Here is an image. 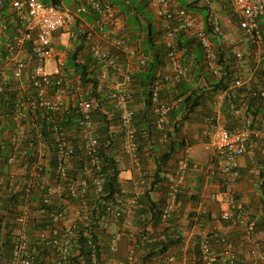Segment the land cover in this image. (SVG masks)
<instances>
[{"label":"built area","instance_id":"1","mask_svg":"<svg viewBox=\"0 0 264 264\" xmlns=\"http://www.w3.org/2000/svg\"><path fill=\"white\" fill-rule=\"evenodd\" d=\"M146 1L153 6L159 20L162 30L161 41L170 49L168 53L170 74L160 73L151 87L157 126L161 129L170 111L181 101L161 100L162 85L184 79L188 77L190 71L181 61L180 51L175 48L177 36L182 34L189 36L199 44L208 72L214 79L219 80L224 76V66L220 62L218 45L212 36L221 38L224 30L219 19L210 15L208 19L212 34H209L192 10L177 5L174 0ZM228 1L239 20V27L253 43L254 50L248 54L238 50L232 51L239 68L229 87L217 95V101L223 103L226 101L233 113L240 114L242 110L237 104L239 90L249 83L245 76L248 72L246 67L252 63L248 73L254 78L259 70L264 71V39L259 27V18L264 16V0ZM89 8L97 14L95 24L103 32V37L109 38L104 31L106 27H111V30L122 29L116 7L111 2L81 0L77 13L87 12ZM75 18L76 12L71 9L44 0H0V198L16 189L22 191L23 198L16 218L20 226L9 264H37L34 248L29 242V226L34 217L46 213L45 209L35 210L37 195L40 196L39 200L43 205L63 202L64 209L50 212L53 221L65 222L63 238L59 242L54 239L53 243L60 249L61 256L57 264H73L70 256H75L77 250L71 253L73 241L70 237L74 235L75 225L68 214L71 211L76 218L83 216L85 221H90L92 208L86 201L82 202L80 210L72 207L69 201H64L62 199L64 181L68 178L73 179L74 184L70 189L72 196L86 193V176L92 177L97 193L103 190L102 158L97 153L94 112L104 110L101 104L104 98L100 94L101 82L111 75L121 79L109 100L119 115L124 133L123 149L130 156L134 168L140 173L142 171L138 157L139 145L136 141L135 112L130 106L134 77L131 68H124L120 64V55H128L136 60L140 67H144L148 59L139 49L131 46L123 35L114 38L112 42L117 49L116 54H111L101 43L94 41L90 51L100 68V75L97 78L99 86L97 90L93 89L92 84L87 88H83L86 85L73 88L72 80L66 75L64 61L57 63L53 74L48 73L45 66L46 62L56 55L53 45L54 34L67 29ZM94 92L99 96H94ZM251 96L264 99V83L253 90ZM70 114H79L80 117V135L77 138L88 156V165L83 171L85 177L82 175L69 177L75 161L73 153L76 147L72 137L74 129L64 126ZM214 119L211 118L210 121L213 122ZM213 127L211 142L214 156L213 168L209 175L218 176L222 185L226 187V191L223 192L225 207L221 218L225 221H237L244 230V238L250 246L251 263L264 264V252L257 246L254 238L257 219L252 218V213L245 210L242 203L235 201L233 190L241 177L239 159L248 153L251 143L264 147V131L260 130V121L258 124L251 115L243 118L241 126L232 131L219 123H215ZM48 131L51 136L47 135ZM50 143L57 148L55 166L50 163L52 154ZM27 163L29 165H26ZM188 173L189 158L183 156L177 160L167 182L165 200L161 208V223L156 228L150 221L151 217L143 215V220L147 224V229L141 231L144 242H161L167 240V237L174 236V231L166 229L170 228V221L179 206V194ZM144 194L142 182L132 196L121 195L113 204H106V212L101 216V228L107 229L106 231L112 224L124 219L123 224L115 225L117 231L111 242L113 251L117 250L125 235L133 241L127 252V261L118 264L142 262L135 253L138 227L135 225V230H129L134 226L133 219L139 213L140 201ZM39 235L43 238L48 237L46 231L39 232ZM86 237L89 239V246L94 247L91 235L87 233ZM216 245L221 247L224 264H238L234 242L215 233L199 238L198 256L201 264L218 263L220 256L215 251ZM92 260L95 264L94 255ZM153 261V264H173L174 257L168 250L158 253Z\"/></svg>","mask_w":264,"mask_h":264},{"label":"crops","instance_id":"2","mask_svg":"<svg viewBox=\"0 0 264 264\" xmlns=\"http://www.w3.org/2000/svg\"><path fill=\"white\" fill-rule=\"evenodd\" d=\"M44 1L53 3L54 0ZM57 1L59 5L76 12V18L70 26L67 29L56 32L53 36V45L56 53L54 58L56 63L64 61L66 75L72 80L73 88L85 86L82 84L80 76L76 73V69L68 65L73 57L81 64V67L84 65L88 66L89 77L98 78L100 75L98 63L90 51L92 42H99L111 54H116L117 49L112 42L114 38L123 35L131 46L139 49L147 57L148 62L152 52L162 43L159 20L153 6L149 2L146 5L144 0H95L111 2L115 5L118 12L122 29L111 30V27H106L104 31L109 37L107 39V37L102 36L103 32L96 26L97 14L91 8L87 12L77 13L81 0ZM174 2L186 8L188 5L193 4V7L188 8L196 14V17L205 28L210 15L219 19L224 35L221 38L215 39L214 37L212 39L219 45L221 52L228 53L238 50L248 54L254 50L253 43L239 27V20L230 7L228 0H174ZM260 23L264 32V16L261 18ZM188 39H191V37L187 36L185 40L184 38L182 39L183 43L188 44V48H185V56H183L184 53L181 51L179 56L191 72H198L201 63L203 64L204 61L203 50L196 42L189 43ZM120 64L124 68H131L133 77L138 80L143 67H140L136 60H133L128 55L121 54ZM251 65L252 63H249L248 67H246L248 72L251 69ZM248 72L245 74L249 79V87L253 83L258 82V80ZM159 73L170 74L168 59L159 69ZM204 73L208 74L206 70ZM201 80L203 81L204 77ZM119 81H121L119 77L116 78L111 75L107 80L101 82L100 94L104 97L107 103L106 106L113 107L109 99H111L110 96L115 91ZM259 84L261 83L259 82ZM88 86L89 84L83 88ZM132 91V103L136 111H138L143 107V88L139 80L134 82V78ZM212 104L206 107H196L190 115L185 112L184 108L175 107L179 111H177L176 118L169 117L167 120L166 135L171 134V138L163 134L156 136L160 138L156 140L160 142L161 146L159 153L165 150L166 145L174 139L179 142L182 140L185 143V145L176 150L172 161L166 168L168 172L173 171L176 161L183 156H187L190 162V171L182 188V197L170 223V231H178L176 233H179L181 237V242L169 249L170 254L174 257L173 264H196L195 260L199 258V238L202 235H211L213 233L234 242L238 254V264H251L250 246L243 241L245 240L244 231L237 224H226L220 220L221 211L225 207L224 191L221 189L220 178L209 175L213 168L214 149L211 142V132L214 129V124L219 123L228 129H236L241 119L243 120L244 110L240 114H235L238 117L233 116L226 111L227 107L223 102L217 101V96L214 104ZM240 117L242 118L240 119ZM211 118H216L213 121L214 124L211 123ZM259 121L264 123L262 118ZM259 121H257L258 124ZM175 125L177 130L174 129ZM113 129L115 128L113 127ZM260 130L264 131L263 124L260 126ZM262 148L260 144L251 143L248 153L239 159L242 178L236 183L233 190L239 199L246 204L249 211L260 218L261 225H263L259 227L254 238L257 246L264 248V176L261 177L260 175V170L264 167V149ZM118 160L121 169V187L123 191L130 194L137 188V181L140 179L141 173L134 168L133 162L128 155L120 153ZM155 167L153 155L147 152L146 169L151 171H148V173H152ZM163 195L164 188H159L153 193L154 201L158 202ZM135 229L136 227L134 226L130 228V230ZM129 242L133 243L131 239L125 237L123 242L120 243V251L123 250L121 255L129 251ZM215 251L220 256L217 264H224L221 247L216 245ZM119 262H123V260H108L105 263L118 264Z\"/></svg>","mask_w":264,"mask_h":264},{"label":"trees","instance_id":"3","mask_svg":"<svg viewBox=\"0 0 264 264\" xmlns=\"http://www.w3.org/2000/svg\"><path fill=\"white\" fill-rule=\"evenodd\" d=\"M53 3L59 5L57 0H54ZM144 4L148 5V1L144 0ZM188 7H193V4L188 5ZM188 7L187 9H189ZM261 18H259V27H260V33L264 39V32L262 31L261 23H260ZM206 30L209 32V34H212L209 21H207ZM160 33L162 34V30L160 31ZM183 38L185 40L187 36L183 34L177 36L175 42L176 43L175 48L176 50L184 53L183 56H185L186 53L185 48H188L187 47L188 44L183 43L182 40ZM212 38H214V36H212ZM187 41L189 43L195 42L193 38L188 39ZM169 51L170 49L165 44L162 43L158 47H156V50L152 52L149 62H147V64L143 67V70L141 71L138 77L139 83L143 88L142 109L136 111L132 103L133 95L130 101V106L135 112L134 123L137 128L136 141L138 142L139 145L138 157L142 168L140 179L137 181L139 184H137V188L135 189V191L130 194H127L125 191H123L120 182L121 169L119 166L118 155L120 153L126 155L128 154L123 149L124 133L121 128L119 115L118 113H116L114 107L106 106L107 103L104 98L101 101L104 110L94 112V121L96 124L94 128H95V135L98 141L97 153L102 158L101 173L104 177L103 190L100 193H97L92 182V177L88 178L86 176L87 191L84 195L72 196L70 189L74 183L72 182L73 179H69V178L64 181V191L62 194V199L64 201L66 200L69 201V204H71L72 207L78 210L81 209V204L83 201H86L87 205H89L92 208L90 214L91 217L90 221H85L83 219V216H79L73 222V224L75 225L74 227L75 229L73 231L74 235L70 237L71 241H73L71 253L73 254L74 251L76 252L77 250L75 256H70V261L73 264H94L92 260L93 255L96 257L95 264H104L105 262H108L109 259H113V257H116L115 255L117 254H118L117 255L118 259L122 260L123 256L121 255L122 256L121 257L120 253L117 252H119L120 243L123 242L124 238L127 236L125 235L123 239L120 241L116 251H113L111 249V242L114 234L117 231L115 225L123 224L124 219H120L119 222H115V224L111 223L112 224L111 228L108 231H106L107 229L101 228V216L103 215V213L106 212V207H107L106 204H110V205L113 204L116 201L117 197L121 195L132 196L142 185V182H143L145 194L142 196V199L140 201L141 208L139 210V213L133 219L134 226L136 225L139 230V231L137 230L136 232L138 244L135 253L138 256V259L142 261L140 262V264L142 263L147 264L148 261L154 258L158 253H164L168 251L171 247L181 242V237L179 236L180 234L176 233L177 232L176 230H173L174 236L172 238L167 237V240L161 242H154V243L144 242L142 240L143 236L141 232V231H145L144 229H147L146 228L147 224L146 221L143 220V215L147 217L150 216L151 217L150 221L153 223V226L156 228L161 223V208L165 200V193L167 191V182L169 180V176L173 172V171L168 172L166 168L169 166L170 162L172 161L176 150L179 147L185 145L184 141L181 140L179 142L174 139L169 144L166 145L165 150H162L159 153L161 146L159 144L160 142L156 141L160 139L156 137L158 134L166 135V128L168 125L166 121L161 129H159L157 126V116L154 113V103L152 102L151 87L155 79L159 77L160 74L159 69L166 63V59H168ZM218 52H219L220 62L224 66L223 78L219 80L214 79L208 72L204 60L203 64L201 63L198 72L189 71L188 77L181 79L173 84H163L160 90L161 100L164 101L181 100L177 106L179 108L180 107L184 108L185 112L188 113L189 115L194 112L193 110L196 107L199 106L206 107L212 103L214 104L216 96L221 91L229 87L230 83L234 79L235 73L237 72V68H239L235 60V57L232 55V52H228V53L221 52L219 45H218ZM71 61H72V67L73 69L74 68L76 69L75 71L80 76L82 84L83 85L92 84L93 89L97 90L99 86V81L97 78L89 77L90 73L88 72L87 69L88 66L84 65L81 67V64L76 61L75 57H73ZM181 61L183 62V60ZM205 70L207 71L208 74L204 73ZM202 77H204L203 81L201 80ZM255 78H257L258 82L253 83L249 87L247 84V86L239 90V98L237 100V104L241 108V110H244L243 118H246L247 116L251 115V118L253 120L259 121L260 118L264 119V99L260 97H252L251 93L253 90L259 88L260 85L259 82L261 84L264 83V71L259 70L256 73ZM135 80L138 81L137 78L134 77V82ZM93 94L96 97L99 96L97 92H94ZM224 105L227 107L226 111L228 113H231L235 117L237 116L235 115V113H233L230 110L229 105L227 104L226 101L224 102ZM175 109L176 108L174 107L170 111L168 118L169 117L176 118L179 111L178 109L176 110ZM67 118L68 120L65 121L64 126L69 129L71 128L74 129V134L72 137H74L73 142L76 146L73 153V159L75 161L73 162L72 170L70 172L69 177H77L79 175L85 177L83 171L88 165L87 164L88 156L86 155V151L83 149V147H81V142H79V138H77L80 135V122H79L80 117L79 114H70L68 115ZM241 118L242 117H240V119ZM262 124L263 123L260 121V126ZM240 126H241V122L236 129H238ZM113 127L115 129H113ZM174 129L177 130L176 125L174 126ZM228 130L232 131V129H228ZM47 135H49V131L47 132ZM49 136H51V134ZM166 136L171 138L172 135L167 134ZM50 149L52 152L50 163L52 166H55V161L57 157V148H55V146L53 147V144L50 143ZM262 149H264V147ZM147 152L153 155V163L156 166L152 173H148V171L150 170L146 169ZM29 153H31V151ZM26 165H29V163H27ZM189 171H190V162H189ZM263 174H264V167L261 168L260 170L261 177L264 176ZM241 178L242 177H240L237 180V182ZM220 185H221V189L223 191H226V187L222 185V181H220ZM159 188H164V195L162 199L158 200V202H155L153 199V193L157 191ZM36 197H37L35 198L36 206L34 207L35 210L45 209L46 213L34 217L32 219L29 226L30 227L29 242L30 245L34 248L35 251L34 255L37 264H57L61 255H60V249L53 243V240L57 239V241L59 242V240L63 238L65 222L63 220L59 222L53 221L50 217V212H54V211L59 212L62 209H64L63 202L59 201V202H55L52 205H43L39 200L40 196L37 195ZM181 197H182V189L179 194V202L181 200ZM234 197L236 202H240L243 204L245 210H249L246 204L239 199V197L236 195L235 192H234ZM22 204H23V198H22V191L20 189L11 191L10 193H7L5 196L0 198V264H9L11 260V254L14 248V241L15 238L17 237V231L19 230V226H20L16 218L20 212V207ZM252 218L257 219V223L255 227V233H256L259 227L262 226L263 224L261 225L260 218L257 215L252 214ZM220 220L225 222L226 224L228 223L237 224L240 227V225L235 220H230V221L223 220L221 218V214H220ZM171 222L172 220L170 221V223ZM170 228L168 227L166 231H169ZM42 231H46L48 233L47 235L48 237L45 238L40 237L39 232ZM87 233L91 235L94 247L89 246V239L86 237ZM243 241L245 244L248 243L246 240ZM131 244L132 243H130L129 245ZM260 249L262 252H264L263 247H260ZM195 262L196 264H201L199 258L195 260Z\"/></svg>","mask_w":264,"mask_h":264},{"label":"rangeland","instance_id":"4","mask_svg":"<svg viewBox=\"0 0 264 264\" xmlns=\"http://www.w3.org/2000/svg\"><path fill=\"white\" fill-rule=\"evenodd\" d=\"M150 18H151V17H150ZM68 65H69V66H72V61H71V60L69 61ZM56 66H57L56 59L53 58V59L48 60V61L46 62V66H45V68H46V71H47L48 73L53 74L54 71H55ZM69 214L71 215V218H70V219H71L72 221H74V220L76 219V215H75L73 212H71V211L69 212ZM122 252H123V250L120 251V248H119V252H117V253H120V256H121ZM127 252H128V251H126L125 254L122 255V256H123L122 260H123L124 257H125V259L123 260L124 263H125L126 260H127ZM117 255H118V254H117ZM117 255H115L116 257H113L112 260H114V259H118V256H117ZM122 256H121V257H122ZM153 260H154V258L150 259V260L148 261V263H149V264H153ZM139 262H140V260H139ZM136 264H138V263L136 262Z\"/></svg>","mask_w":264,"mask_h":264},{"label":"clouds","instance_id":"5","mask_svg":"<svg viewBox=\"0 0 264 264\" xmlns=\"http://www.w3.org/2000/svg\"><path fill=\"white\" fill-rule=\"evenodd\" d=\"M61 6V5H60ZM114 260H116V259H114ZM113 261V260H112Z\"/></svg>","mask_w":264,"mask_h":264}]
</instances>
